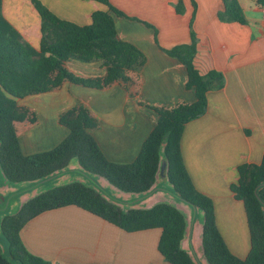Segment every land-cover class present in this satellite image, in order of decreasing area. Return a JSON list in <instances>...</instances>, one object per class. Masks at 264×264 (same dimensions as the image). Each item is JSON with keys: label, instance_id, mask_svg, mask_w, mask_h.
Returning a JSON list of instances; mask_svg holds the SVG:
<instances>
[{"label": "crops", "instance_id": "1", "mask_svg": "<svg viewBox=\"0 0 264 264\" xmlns=\"http://www.w3.org/2000/svg\"><path fill=\"white\" fill-rule=\"evenodd\" d=\"M39 1L60 19L80 26L90 25L94 12L109 11L94 0ZM180 1L183 14L176 10ZM195 2L196 9L192 0H110L125 14L111 13L118 38L145 56V64L131 72L134 83L129 89L119 82L93 89L65 81L52 92L27 97L49 94L54 133L42 138L44 131L37 130V115L42 110L37 103L26 105L27 98L19 101L25 119L15 126L24 154L43 152L45 139L53 149L69 134L59 123L60 115L83 105L99 121L93 136L106 157L120 164L134 162L159 117L151 108L196 101L195 92L186 87L185 66L166 53L190 43L193 20L198 37L197 69L201 74L216 70L226 83L222 90L208 93L206 113L186 125L182 156L196 189L214 202L216 223L226 245L235 256L246 259L251 250L246 210L231 185L239 179L240 165L260 164L264 156V18L256 0H239L247 18L245 25L220 21L223 0ZM3 15L28 43L40 47L42 19L32 0H3ZM66 68L84 78L103 77L107 70L102 60L72 59ZM19 124H23L20 129ZM25 187L3 179L0 195L6 199L32 186ZM33 196L24 195L17 207ZM163 199L158 192L148 202L153 206ZM160 236L156 229L127 233L76 206L46 212L21 231L26 248L53 264H169L158 251Z\"/></svg>", "mask_w": 264, "mask_h": 264}, {"label": "trees", "instance_id": "2", "mask_svg": "<svg viewBox=\"0 0 264 264\" xmlns=\"http://www.w3.org/2000/svg\"><path fill=\"white\" fill-rule=\"evenodd\" d=\"M94 1L106 5L109 11L94 12L92 23L80 26L60 19L39 0H32L42 19V38L37 49L6 20L3 0H0V169L3 178L6 183L34 187L43 180L66 174L75 165L86 177L95 181L103 178L121 192L138 195L133 197L134 202L154 194L161 168L165 166L172 196L178 202L164 201L151 208L136 209L91 181L76 179L56 184L50 190H40L14 213L2 215L0 264H53L26 248L21 231L38 216L67 206H76L127 233L161 230L158 251L169 264H264V156L260 164L240 165L239 179L231 185L235 198L244 203L246 210L251 236V250L246 259L235 256L226 245L216 223L213 200L196 189L184 163L181 143L186 125L206 113L208 93L222 90L226 83L225 76L216 70L201 74L197 69L198 37L193 20L190 43L177 45L166 53L185 66L186 87L195 92L196 101L173 107H149L159 117L134 162L120 164L106 157L93 136L99 121L83 105L60 115V125L69 130L60 144L48 151L24 154L15 126L25 119L20 100L52 92L65 81L93 89H104L119 82L129 89L134 83L131 72L145 64V56L136 46L118 38L111 13L125 14L112 6L110 0ZM192 3L196 9L195 0ZM223 3L224 9L218 13L220 21L247 24L239 0H223ZM256 3L263 6L264 0ZM176 10L184 13L183 2L177 4ZM72 59L102 60L106 74L100 78L77 76L66 68ZM22 193L15 196L18 198ZM187 203L195 207V212L203 213L202 258L193 248L189 251L183 248L188 215L176 204ZM190 210L193 214L194 210Z\"/></svg>", "mask_w": 264, "mask_h": 264}, {"label": "rangeland", "instance_id": "3", "mask_svg": "<svg viewBox=\"0 0 264 264\" xmlns=\"http://www.w3.org/2000/svg\"><path fill=\"white\" fill-rule=\"evenodd\" d=\"M98 78H100V77H98ZM48 95L49 94L40 95V96L35 97V98L33 97V98L25 99L26 105L30 106L31 103H33V104L37 103L36 105H39V107H40L39 110H42V114L38 113V115H37V121H38V126H39L37 128V130L39 129V131L40 130L44 131L43 132L44 135L42 136V138L46 136V133H50V134L54 133V112H53L52 108H49L50 103H52V101H51V98H49L50 96H48ZM39 110H37V111L39 112ZM22 125L23 124H19V125H17V127L20 129L22 127ZM41 146H42L41 150H43V151L49 150L53 147L52 143L47 141L46 139L41 143ZM78 175L79 174H77V173L74 174L73 172L69 174V176L72 178V180H76ZM160 175L161 176L159 178L160 180L158 181V187L160 189L165 190L164 193H160V194H163V196H165V199H163L162 202L172 201L174 203H177L178 201L172 196L173 192L171 189V185L168 181L165 166H162ZM3 179H4L3 174H2V171L0 169V189H1V184H3ZM55 181H57V180H50V181L44 182V183L39 185V189L43 190V191L50 190L51 188H53L58 183V181L56 183H55ZM65 182L66 181H64V182L62 181L61 184L65 183ZM107 190L109 191V193H112L111 189H107ZM18 199H19V197H18ZM18 199H16V196H11V195L5 199V198H2L0 195V208L5 209L3 211H0V219L2 218V215L7 214V213L12 214L17 210L18 207L15 204L18 201ZM8 203H9V206L6 208ZM180 205L185 210H187L189 212L191 211L190 208H188L185 204H180ZM193 217H194V222H195L194 228H193V237L195 239V245H197L196 252H197L198 257L202 258L203 251H202V247L199 246V227L202 225V222H203L202 211L197 210V212H194ZM156 230L161 231L159 229H156ZM202 260L204 261V259H202Z\"/></svg>", "mask_w": 264, "mask_h": 264}, {"label": "water", "instance_id": "4", "mask_svg": "<svg viewBox=\"0 0 264 264\" xmlns=\"http://www.w3.org/2000/svg\"><path fill=\"white\" fill-rule=\"evenodd\" d=\"M73 171H77L78 172V174L80 175V176H78L76 179L77 180H80V181H91L92 183H94L95 185H99L100 187H102L103 189H107V188H110L111 190H112V195H113V197H115V198H117V199H121V200H123V201H126V202H130V205L132 206V207H134V208H136V209H147V208H151L152 206V202H148L149 201V199L150 198H152L156 193H158V192H160V193H164V189H160L159 187H156L155 188V192H154V194L153 195H151V196H149V197H147V198H145V199H143V200H140V199H136L134 202L132 201L133 200V197L135 196V197H138V195H132V194H128V193H124V192H121V191H119L118 189H116L114 186H112L109 182H107L105 179H103V178H100V179H98V181H95L94 179H92V178H89V177H86L83 173H81V171L79 170V169H77V167L75 166V165H71L70 166V168H69V170L67 171V173L66 174H64V175H62V176H60V177H57V176H55V177H51V178H48V179H46V180H43V181H41L39 184H37L36 186H34V187H32V188H29V189H27L25 192H23L21 195H20V197H19V199H18V201L16 202V206H19V204L21 203V201H22V197L24 196V195H27V194H30V195H32V194H34V196L35 195H37V193H38V190H39V185L40 184H42V183H44V182H47V181H50V180H53V179H56V178H58V183H57V185H60L61 184V182L63 181H65V178H71L70 176H69V174L70 173H72ZM60 179V180H59ZM18 194V193H17ZM17 194H15V195H17ZM33 196V197H34ZM9 206V203L7 204V206H6V208ZM154 206V205H153ZM186 206L188 207V208H192L193 210L195 209V207L192 205V204H189V203H187L186 204ZM3 210H5V209H1L0 208V211H3ZM189 212V211H188ZM194 212H195V210H194ZM188 222H189V227H188V230H187V237H186V240H185V243L187 244V246L184 248V249H186V250H191L192 248V250H194V252H195V254L197 255V252H196V249H197V245H195V239H194V237H193V228H194V224H195V222H194V217H193V214L191 213L190 214V212H189V214H188ZM203 231V225H201L200 227H199V246H201V244H202V238L200 237L201 235H202V231ZM1 238V237H0ZM191 253H193V251H191ZM198 256V255H197ZM200 264H202V263H200Z\"/></svg>", "mask_w": 264, "mask_h": 264}, {"label": "built area", "instance_id": "5", "mask_svg": "<svg viewBox=\"0 0 264 264\" xmlns=\"http://www.w3.org/2000/svg\"><path fill=\"white\" fill-rule=\"evenodd\" d=\"M261 11H262V16H263V18H264V5L261 6Z\"/></svg>", "mask_w": 264, "mask_h": 264}]
</instances>
